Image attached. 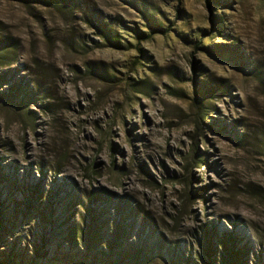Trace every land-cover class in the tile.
<instances>
[{
  "label": "rangeland",
  "instance_id": "374dc122",
  "mask_svg": "<svg viewBox=\"0 0 264 264\" xmlns=\"http://www.w3.org/2000/svg\"><path fill=\"white\" fill-rule=\"evenodd\" d=\"M41 213V264H264V0H0V264Z\"/></svg>",
  "mask_w": 264,
  "mask_h": 264
},
{
  "label": "trees",
  "instance_id": "16d2710c",
  "mask_svg": "<svg viewBox=\"0 0 264 264\" xmlns=\"http://www.w3.org/2000/svg\"><path fill=\"white\" fill-rule=\"evenodd\" d=\"M99 29L101 30V34L103 36H105L108 40L112 41L113 36L111 34V30L108 26H104V25H101L99 26ZM18 91L21 90V84L18 83V84H15L14 86ZM1 96H6V93L4 94H1ZM5 98H8V97H5ZM10 98V97H9ZM211 98V97H209ZM13 100V99H12ZM198 103L201 104V102L198 101ZM184 160V164L185 166H188V165H191L193 163H196L197 161L200 162V159L199 158H196L195 157V154L191 153L190 155L186 156L183 158ZM201 163V162H200ZM32 206V203H28V209L27 212L31 211L30 208ZM21 206H20V202H17L16 201V209H15V218L17 217V212H18V209H20ZM26 213V212H25ZM3 217V220H1V226L3 227L2 229H5L6 228V219L8 218L7 215L5 216H2ZM41 217H42V220H43V225H44V230L41 234V242L39 243L38 246H36L34 248V258L32 261H29L28 264H34V263H40V261L36 260V258L41 254H45L47 253V249H42L45 244H46V241H47V238H48V235L46 233V231L48 230V226L47 224L45 223V216L42 215L41 213ZM49 219L51 220V223H52V226H55V218L53 217V214H51L49 216ZM121 222V221H120ZM96 230H97V227H96ZM74 231L75 230H71V231H68V234L65 235V237L69 238L70 240L74 241ZM125 233V229L120 227V224H118V230L116 231V235H117V241L115 242L116 245L119 244V240L123 237ZM201 235H202V239H204V243L201 241V245L202 247L205 249V252H206V258L203 262V264H213V259H214V251H216V245L219 247L220 249V254H221V259H219V263L220 264H243L244 262V257H245V251L242 249V248H238L236 247V244L234 243L235 240L232 238L231 235L227 234V235H224L222 236L219 240H217V243L212 241L211 240V237L208 235L207 233V229H203L201 231ZM114 244V243H113ZM112 249V245H109ZM140 249H142V243H141V246H140ZM15 250H12L11 252V256L14 254ZM57 255L58 257H62V256H68V253H61L58 249H57ZM15 255V254H14ZM9 256V258L3 260V263L1 264H25L24 263V259H22L21 261L17 260V257L16 256H13L11 257ZM177 256L176 254L172 253V255L170 254V257L168 259L169 261V264H179V261L177 260ZM187 260V259H186ZM184 264H189L188 260L184 263Z\"/></svg>",
  "mask_w": 264,
  "mask_h": 264
}]
</instances>
